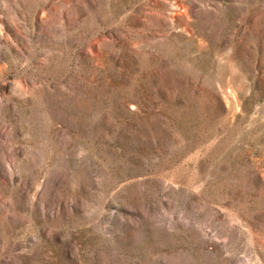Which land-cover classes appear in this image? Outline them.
<instances>
[{
  "label": "rangeland",
  "instance_id": "374dc122",
  "mask_svg": "<svg viewBox=\"0 0 264 264\" xmlns=\"http://www.w3.org/2000/svg\"><path fill=\"white\" fill-rule=\"evenodd\" d=\"M0 264H264V0H0Z\"/></svg>",
  "mask_w": 264,
  "mask_h": 264
}]
</instances>
